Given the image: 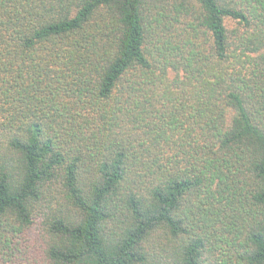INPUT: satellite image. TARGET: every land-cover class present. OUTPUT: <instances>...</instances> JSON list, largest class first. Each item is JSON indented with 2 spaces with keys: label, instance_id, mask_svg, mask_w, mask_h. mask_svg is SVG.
Wrapping results in <instances>:
<instances>
[{
  "label": "trees",
  "instance_id": "16d2710c",
  "mask_svg": "<svg viewBox=\"0 0 264 264\" xmlns=\"http://www.w3.org/2000/svg\"><path fill=\"white\" fill-rule=\"evenodd\" d=\"M0 264H264V0H0Z\"/></svg>",
  "mask_w": 264,
  "mask_h": 264
}]
</instances>
